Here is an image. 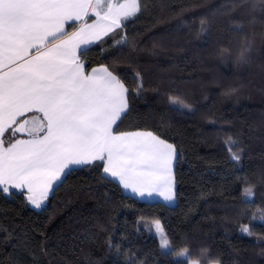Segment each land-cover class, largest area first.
Returning a JSON list of instances; mask_svg holds the SVG:
<instances>
[{"label": "trees", "instance_id": "1", "mask_svg": "<svg viewBox=\"0 0 264 264\" xmlns=\"http://www.w3.org/2000/svg\"><path fill=\"white\" fill-rule=\"evenodd\" d=\"M78 57L128 89L116 131L174 145L175 204L126 194L101 161L70 170L41 210L0 191V264H264V0H140Z\"/></svg>", "mask_w": 264, "mask_h": 264}, {"label": "snow or ice", "instance_id": "2", "mask_svg": "<svg viewBox=\"0 0 264 264\" xmlns=\"http://www.w3.org/2000/svg\"><path fill=\"white\" fill-rule=\"evenodd\" d=\"M139 11L140 0H0V191L26 189L40 208L70 165L101 161L125 189L174 198V145L150 131H116L128 89L106 67L86 73L77 55ZM16 133L28 138L13 140ZM226 143L231 151L234 141ZM153 226L170 249L159 220ZM176 254L190 255L187 248Z\"/></svg>", "mask_w": 264, "mask_h": 264}, {"label": "crops", "instance_id": "3", "mask_svg": "<svg viewBox=\"0 0 264 264\" xmlns=\"http://www.w3.org/2000/svg\"><path fill=\"white\" fill-rule=\"evenodd\" d=\"M90 16H92V15H90ZM92 17L94 18L93 20H95V17H94V16H92ZM91 22H92V21H91ZM91 22H90V23H91ZM119 28H120V27H119ZM116 29H118V28H116ZM116 29H115V30H116ZM111 32H112V31L108 32L106 35H108V34L111 33ZM106 35L101 34L99 38H95V37H94L92 43L82 46L83 50L86 49V48H88V47H90V46H92L93 44H95L96 42H98L100 39H102L103 37H105ZM79 52H80V51L77 52V55H78ZM101 67H103V66L95 67V68H101ZM93 69H94V68H93ZM91 71H92V70H91ZM91 71H90L89 73H91ZM29 114H30V113H29ZM23 139H27V138H23ZM95 162H96V161H95ZM86 165H88V164H86ZM83 166H85V165H70V166H69V169H66V170H65V174H63V175L61 176V179H60L59 181H57L56 183L53 184L52 189H51V190L49 191V193H48V197L51 195V193H52V191L54 190V188H55V187H56V186L62 181V179L65 177V175H66L70 170H72V169H76V168H80V167H83ZM103 175H104L105 177H107V178H109V179L115 181L116 183H118V184L120 185V187L122 188V190H123L126 194H128V195H130V196H133V197H135V198H137V199H139V200H141V201H146V202H155V201H159V202H162L163 204H165V205H167V206H170V207L174 206V204H175V197H174L171 201H166V200H164V198H163L162 196L158 195L157 193H153L152 195H148L147 192H146L143 196H140V195H138L137 193L132 192L131 189H125V188L123 187V185L119 182V180H118L117 178L111 177L110 175H108V174H106V173H104V172H103ZM18 191H21V190H18ZM23 192L26 193V189L23 190ZM48 197H47V198H48ZM44 202H45V201H44ZM44 202H43V203H44Z\"/></svg>", "mask_w": 264, "mask_h": 264}, {"label": "rangeland", "instance_id": "4", "mask_svg": "<svg viewBox=\"0 0 264 264\" xmlns=\"http://www.w3.org/2000/svg\"><path fill=\"white\" fill-rule=\"evenodd\" d=\"M175 160H176V156H175V158H174V160H173V165H172L173 192H174V196H175V185H174V173H173V172H174ZM28 203H29V202H28ZM45 204H46V200H45V202L41 205L40 208H36V207H34L31 203H29V205H30L33 209H35V210H41V209L45 206ZM153 231H154L155 236L158 238V241H159V244H160V235L156 232L154 226H153ZM160 247H161V246H160ZM161 249H162V248H161ZM162 250L165 251V252L169 251V249H162ZM177 257H179V256H177ZM179 258H185V257H179ZM215 264H217V263H215Z\"/></svg>", "mask_w": 264, "mask_h": 264}, {"label": "flooded vegetation", "instance_id": "5", "mask_svg": "<svg viewBox=\"0 0 264 264\" xmlns=\"http://www.w3.org/2000/svg\"><path fill=\"white\" fill-rule=\"evenodd\" d=\"M20 134H24V133H20Z\"/></svg>", "mask_w": 264, "mask_h": 264}]
</instances>
